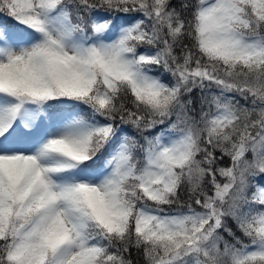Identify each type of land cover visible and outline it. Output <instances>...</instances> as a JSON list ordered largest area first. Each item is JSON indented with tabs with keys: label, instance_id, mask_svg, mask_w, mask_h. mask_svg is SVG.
<instances>
[{
	"label": "snow or ice",
	"instance_id": "obj_1",
	"mask_svg": "<svg viewBox=\"0 0 264 264\" xmlns=\"http://www.w3.org/2000/svg\"><path fill=\"white\" fill-rule=\"evenodd\" d=\"M134 252L264 264V0H0V264Z\"/></svg>",
	"mask_w": 264,
	"mask_h": 264
},
{
	"label": "trees",
	"instance_id": "obj_2",
	"mask_svg": "<svg viewBox=\"0 0 264 264\" xmlns=\"http://www.w3.org/2000/svg\"><path fill=\"white\" fill-rule=\"evenodd\" d=\"M9 23H11V21H9ZM133 256H134V259H139L140 264H143V258L142 257H137L135 252L133 253Z\"/></svg>",
	"mask_w": 264,
	"mask_h": 264
}]
</instances>
